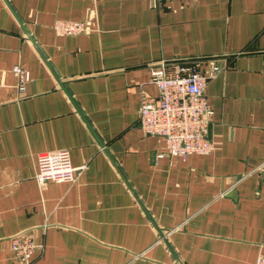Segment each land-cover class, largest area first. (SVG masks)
I'll use <instances>...</instances> for the list:
<instances>
[{
  "label": "crops",
  "instance_id": "crops-1",
  "mask_svg": "<svg viewBox=\"0 0 264 264\" xmlns=\"http://www.w3.org/2000/svg\"><path fill=\"white\" fill-rule=\"evenodd\" d=\"M57 19L89 28L60 35ZM189 60L221 70L213 150L183 160L138 115L149 67ZM60 148L84 168L39 183V153ZM263 160L264 0H0V264L30 228L31 264H255Z\"/></svg>",
  "mask_w": 264,
  "mask_h": 264
},
{
  "label": "built area",
  "instance_id": "built-area-1",
  "mask_svg": "<svg viewBox=\"0 0 264 264\" xmlns=\"http://www.w3.org/2000/svg\"><path fill=\"white\" fill-rule=\"evenodd\" d=\"M162 1V0H155ZM54 30L60 35H75L88 30V25L80 20L57 19ZM221 69L212 65L206 70L201 61L159 62L149 67V82L155 85L157 94L142 100L138 122L141 130L150 135L160 136L169 155L186 159L191 154H207L213 150L209 124L212 109L205 88L210 78ZM18 87L23 90L30 73L15 66ZM162 152L157 157H162ZM81 167L71 163L66 148L44 151L38 155L36 179L39 183L47 181H75ZM256 170L264 181V160ZM11 250L14 264H31L32 256L42 245L36 240V229H24L11 236ZM255 264H264V255L259 254Z\"/></svg>",
  "mask_w": 264,
  "mask_h": 264
}]
</instances>
